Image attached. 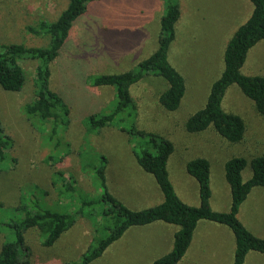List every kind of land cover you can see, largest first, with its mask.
Returning a JSON list of instances; mask_svg holds the SVG:
<instances>
[{
    "label": "rangeland",
    "instance_id": "obj_1",
    "mask_svg": "<svg viewBox=\"0 0 264 264\" xmlns=\"http://www.w3.org/2000/svg\"><path fill=\"white\" fill-rule=\"evenodd\" d=\"M51 1L58 7L52 13L47 12L46 18L54 20L66 7L67 0H0V41L47 45L50 36L29 33L24 25L45 16ZM179 2L181 16L169 48V60L185 77L186 92L175 112L166 110L158 99L168 82L148 72L130 88L136 115L123 114V119L100 130H88L85 123L91 113H109L116 105L114 87L95 86L89 76L132 68L155 50L164 0H125L115 4L110 0L91 1L89 11L77 18L78 25L51 67L50 85L70 105V121L60 125L58 146L57 141L48 139L46 132L33 127L23 112L25 103L35 95L38 60H21L26 80L20 91H9L0 85V121L14 140L10 151L13 160L0 173V203L9 211L5 210L2 220L4 215L8 219L18 217L11 213L12 207L27 205L31 199L37 206L63 212L73 210L76 203H72L69 193L59 192L57 182L62 184V177L58 171L75 179L73 195L94 197L98 185L92 169L104 161L100 160L103 155L107 159L106 175L111 192L135 209L158 203L162 196L158 185L153 175L139 166L134 154L141 148L153 150V147L146 136L127 130L132 124L137 129L163 132L173 138L175 150L167 167L177 193L189 203H200L199 184L187 172L186 162L194 156L208 157L210 205L217 210L228 209L230 188L225 177V161L233 155L245 156L248 164L242 170L243 179L252 175L251 158L264 155V117L239 86L232 84L225 93L223 106L245 119L247 131L242 142L231 143L211 130L186 133L183 124L189 114L206 103L211 85L224 64V47L250 16L253 3L250 0ZM88 16L91 20L84 29L81 19ZM99 24L103 29H98ZM242 71L264 74V39L250 49ZM49 156L54 157L53 163L47 161ZM238 216L257 233L263 231L264 186L254 187ZM170 226L173 227L166 230L154 223L132 226L90 264H149L172 248L173 230L179 226ZM220 226L211 220H200L180 264H231L232 248L227 241L220 243L224 238ZM98 235L93 221L82 216L52 246H44L36 230H31L27 233L30 264H76ZM11 238V231L0 225V247ZM244 264H264V253L250 251Z\"/></svg>",
    "mask_w": 264,
    "mask_h": 264
},
{
    "label": "trees",
    "instance_id": "obj_2",
    "mask_svg": "<svg viewBox=\"0 0 264 264\" xmlns=\"http://www.w3.org/2000/svg\"><path fill=\"white\" fill-rule=\"evenodd\" d=\"M91 1L96 0H67L66 7L56 19L46 18L48 15L46 12L45 16L39 17L35 22L24 25L29 33L50 36L47 45L0 41V85L4 89L20 91L26 80V71L21 60H38L35 95L32 100L25 103L23 112L31 125L46 132L50 141H57L55 143L57 146L61 142V123L67 124L70 121V105L65 97L50 85L51 67L58 58L62 46L69 39L77 18L88 10V3ZM250 1L253 3V10L227 41L222 70L213 81L204 106L188 115L183 124L186 133L207 130L217 133L231 143L244 140L247 131L245 119L238 113L225 110L223 106L225 93L232 84L239 86L264 117V74H246L242 71L250 49L264 39V0ZM164 2L165 6L160 15L158 45L148 57L126 70L89 76L90 83L95 86L114 87L116 105L109 113H91L85 119L88 130H100L112 125L123 119V114L136 115V103L130 88L148 72H154L168 82L167 88L159 94L160 104L170 112H175L180 107L186 92V81L183 74L170 62L169 48L176 36V23L181 16V6L179 0ZM127 110L129 112L125 113ZM127 130L146 136L151 143L153 150L141 148L140 151H134V154L139 166L153 175L163 199L140 209L127 205L109 188L106 175L107 159L104 155L99 157L104 161L92 169L98 185V193L94 197L73 195L76 191L75 179L63 171H58L57 174L62 177V184L57 182L59 192L69 193L72 203H76L75 208L63 212L37 206L34 200L29 199L30 203L27 205H17L10 210L18 217L8 219L4 215L6 219L2 220L5 210L8 209L0 203V225L12 233V238L4 241L0 247V264H30L31 250L27 242V233L36 230L41 243L44 246H52L75 224L78 216L93 221L96 234L99 235L92 240L76 264H90L102 256L130 227L156 221H164L179 227L173 234L172 248L149 264H180L202 219L225 224L232 230L235 250L231 264H244L250 251L264 253V237L253 233L238 216L240 207L251 190L264 186V155L251 158L252 175L246 180L242 176V170L248 164L245 156L233 155L225 161V177L230 188L231 203L228 210H217L210 205L211 163L208 157L194 156L186 162L187 172L199 184L200 203L189 204L177 193L167 167L169 156L175 150L173 138L163 132L137 129L135 124ZM13 144L12 136L4 131L0 121V173L4 165H9L13 160L10 155ZM50 160L53 163L54 157H47V161Z\"/></svg>",
    "mask_w": 264,
    "mask_h": 264
},
{
    "label": "crops",
    "instance_id": "obj_3",
    "mask_svg": "<svg viewBox=\"0 0 264 264\" xmlns=\"http://www.w3.org/2000/svg\"><path fill=\"white\" fill-rule=\"evenodd\" d=\"M111 1V3H113V4H115V3H119V1H125V0H117V1H115V0H110ZM49 6H50V8H47V10H46V12H50V13H52L53 11H56V9H57V7H58V5L54 2V1H51V2H49ZM89 11V10H88ZM162 12H163V9H162V11H161V13H160V15L162 14ZM46 16H48V15H46ZM86 19H88V20H86ZM91 20V16H88L87 18H82L81 19V22L83 23V27H84V29H86L87 28V23H89V21ZM77 21V20H76ZM78 22H75V25L74 26H76V25H78L77 24ZM80 24V23H79ZM73 29H74V27H73ZM98 29L100 30V29H103L101 26H100V24L98 25ZM142 47H144V42H143V45L142 46H139V49L141 50L142 49ZM140 61V60H139ZM138 61V62H139ZM137 62V63H138ZM129 65H127V67H128ZM124 68V67H123ZM125 70V69H124ZM119 71H122L120 68H119ZM115 72H118V71H115ZM254 189V188H253ZM252 189V190H253ZM251 190V191H252ZM180 196V195H179ZM181 197V196H180ZM230 197V198H229ZM229 197L227 198L228 199V209H229V206H230V203H231V194H230V192H229ZM182 198V197H181ZM163 199V196H160L159 197V200L161 201ZM183 199V198H182ZM184 200V199H183ZM159 201V202H160ZM185 201V200H184ZM185 202H187V201H185ZM187 203H189V202H187ZM189 204H193V205H196L195 203H189ZM226 208V207H225ZM215 209V208H214ZM227 209V210H228ZM239 218L241 219V221L253 232V233H255L256 235H258V236H261V237H264V229H263V231L261 232V233H257L252 227H250L240 216H239ZM155 225H157V226H159V227H161V228H163L164 230H166V229H168V228H170V227H173V226H170L171 225V223H166V222H164V221H156V222H153ZM219 225H221L220 226V229L223 231L222 233H223V236H224V238H223V241H221L220 243H226V241L231 245V248H232V256H233V254H234V250H235V237H234V234H233V232H232V230L227 226V225H225V224H222V223H218ZM178 229V227H176L174 230H173V233L176 231ZM227 233V235L229 236V237H227V235H225ZM229 233H231V234H229ZM164 242H165V240H164ZM222 247V246H221ZM255 252H257V251H255ZM260 253V252H259ZM249 254V253H248ZM247 254V255H248Z\"/></svg>",
    "mask_w": 264,
    "mask_h": 264
}]
</instances>
